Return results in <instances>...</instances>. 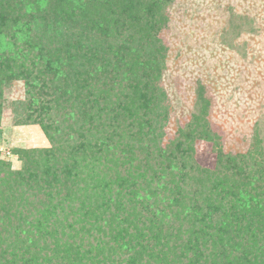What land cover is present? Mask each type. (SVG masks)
Listing matches in <instances>:
<instances>
[{
	"label": "trees",
	"instance_id": "16d2710c",
	"mask_svg": "<svg viewBox=\"0 0 264 264\" xmlns=\"http://www.w3.org/2000/svg\"><path fill=\"white\" fill-rule=\"evenodd\" d=\"M168 1L0 0V121L22 79L16 124L49 143L13 148L17 169L0 154V264H264L260 133L226 151L197 81L164 142L173 102L155 30ZM197 139L214 169L196 162Z\"/></svg>",
	"mask_w": 264,
	"mask_h": 264
},
{
	"label": "rangeland",
	"instance_id": "374dc122",
	"mask_svg": "<svg viewBox=\"0 0 264 264\" xmlns=\"http://www.w3.org/2000/svg\"><path fill=\"white\" fill-rule=\"evenodd\" d=\"M259 2L258 8L252 0L167 2L168 20L155 30L164 47L163 84L173 102L164 142L188 121L198 81L210 100V124L221 135L226 151H246L255 142V131L264 143V0ZM142 36L148 39L147 33ZM4 97L0 154L17 169L20 160L13 148L49 143L37 123L16 124L12 101L24 100L23 80L12 79ZM193 149L200 166L214 169L217 154L210 142L197 139Z\"/></svg>",
	"mask_w": 264,
	"mask_h": 264
}]
</instances>
